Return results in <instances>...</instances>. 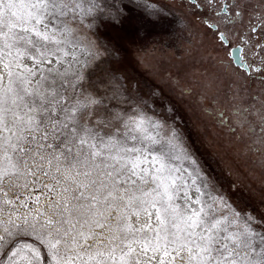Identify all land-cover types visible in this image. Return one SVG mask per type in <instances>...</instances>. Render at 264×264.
Listing matches in <instances>:
<instances>
[{
    "label": "snow or ice",
    "instance_id": "obj_1",
    "mask_svg": "<svg viewBox=\"0 0 264 264\" xmlns=\"http://www.w3.org/2000/svg\"><path fill=\"white\" fill-rule=\"evenodd\" d=\"M180 3L186 12L158 0H0V186L35 183L46 156L58 172L63 158L75 185L44 220H0V264H264V217L233 207L159 85L134 93L114 67L122 53L104 33L130 17L141 31L198 26L212 45L204 81L181 86L178 71L174 82L181 96L199 87L232 159L264 171V0Z\"/></svg>",
    "mask_w": 264,
    "mask_h": 264
},
{
    "label": "rangeland",
    "instance_id": "obj_2",
    "mask_svg": "<svg viewBox=\"0 0 264 264\" xmlns=\"http://www.w3.org/2000/svg\"><path fill=\"white\" fill-rule=\"evenodd\" d=\"M159 6L161 5L159 4ZM175 28L176 27L172 25L170 21H162L160 24L147 31H141V26L137 22V19L135 17H130L126 19L122 25L113 26L109 31L104 33L109 42L120 49L122 56L119 60L114 61V67L118 69L120 74L126 77L125 83L132 86L134 93L137 87H139L142 93L146 92V85H151L152 80L154 81L156 79L155 77H157L155 75L151 76L150 73L146 71V67L144 66L145 52L138 50L146 49L147 47L150 48L151 46L161 47L164 41H172L171 39L176 37V35L172 33V30ZM162 90L164 95L173 101L177 109V115L181 118V126L185 129L189 138L196 141L199 153L204 154L203 158L206 161L211 160L212 174L216 177L219 188L230 198L233 207L241 213L247 210L257 215L255 211L256 207L253 204L254 201L247 196L249 192L239 183L241 178L237 173V169L234 167L231 168L222 155L210 154V152L208 153L203 150V140L201 137L195 135L192 129L195 127V124L193 125V123L190 122V116L185 107L179 103L175 94L173 95L164 88ZM145 99L147 100L148 97H145ZM48 159H50V157L46 156L43 161L37 160L35 162L42 166L44 171L47 172V175H45L44 172L37 171L36 177L38 179L35 183L31 176L20 177L19 179L13 177L11 181L5 180L3 185L0 186V201L6 198L14 201V206L0 204V207L4 209L3 214H0V220L6 221L10 211H15L20 216H23L26 214H35L36 210L44 213V216L40 217L41 220H44L52 214L50 205L54 201L60 199L59 194L69 195V193H62V189L64 187H69L71 189L75 187V185L70 178L67 180L65 179L69 173L66 171V164L63 158H61L59 164V172L57 171L58 162L52 159L49 165ZM31 163L32 161H30V164ZM78 179L83 178L80 177ZM57 180H59L60 183H57ZM17 184L21 186H15ZM24 184H27L28 187H23ZM233 185H235V187H233ZM49 188L52 190L49 191ZM5 191L7 192V197L3 195ZM17 196H19V199H17ZM37 197H39L38 202L36 200ZM256 200V204L259 202L261 206L264 205L259 198ZM22 202H26L28 206L22 207ZM258 208L260 209L259 206ZM77 229L84 232L89 231L87 225L82 229L80 225H77ZM100 231V229H96V232L99 233ZM104 232L106 234L107 229H104ZM25 239H27L29 243H34L30 238L26 237ZM35 246L39 247V245Z\"/></svg>",
    "mask_w": 264,
    "mask_h": 264
},
{
    "label": "flooded vegetation",
    "instance_id": "obj_3",
    "mask_svg": "<svg viewBox=\"0 0 264 264\" xmlns=\"http://www.w3.org/2000/svg\"><path fill=\"white\" fill-rule=\"evenodd\" d=\"M158 3L166 9L179 12H186V9L181 6L180 0H158ZM193 25H196V16L190 17ZM188 22L174 25L176 28L172 33L176 35L174 39L164 41L161 47L151 46L146 48L144 66L146 71L151 76L155 75L156 79L151 83L159 85L160 89H166L177 97L179 103L185 107L189 116L190 122L195 124L193 131L195 135L203 140V150L210 154L222 155L231 166L237 169L232 160V154L227 146L226 138L221 130L216 126V121L204 114L201 108V101L195 95L196 91H200L199 87H195L192 95L181 96L180 89L175 84V75L180 73L181 81L191 80L193 82L203 83L204 78L200 75L204 65L201 64L202 57H206L212 45L207 39L203 45L200 44V38L197 35L198 26L192 29V35H188ZM174 31V32H173ZM222 55H225L222 53ZM214 89L209 91V96L214 95ZM205 106H209V101H203ZM259 169V168H258Z\"/></svg>",
    "mask_w": 264,
    "mask_h": 264
},
{
    "label": "trees",
    "instance_id": "obj_4",
    "mask_svg": "<svg viewBox=\"0 0 264 264\" xmlns=\"http://www.w3.org/2000/svg\"><path fill=\"white\" fill-rule=\"evenodd\" d=\"M234 164L236 165L235 167L239 169L237 170V173L241 178L239 183H241L244 189L249 192L247 196L254 201L253 204L256 207L255 211L257 215L264 217V205L261 206L259 202L256 204L257 198H259L264 204V171L247 166L243 159L236 160Z\"/></svg>",
    "mask_w": 264,
    "mask_h": 264
}]
</instances>
